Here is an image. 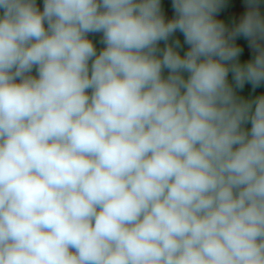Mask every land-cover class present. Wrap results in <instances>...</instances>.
<instances>
[{
	"label": "clouds",
	"instance_id": "1",
	"mask_svg": "<svg viewBox=\"0 0 264 264\" xmlns=\"http://www.w3.org/2000/svg\"><path fill=\"white\" fill-rule=\"evenodd\" d=\"M261 3L0 0V264H264Z\"/></svg>",
	"mask_w": 264,
	"mask_h": 264
},
{
	"label": "rangeland",
	"instance_id": "2",
	"mask_svg": "<svg viewBox=\"0 0 264 264\" xmlns=\"http://www.w3.org/2000/svg\"><path fill=\"white\" fill-rule=\"evenodd\" d=\"M37 7L42 11L43 10V0H36ZM232 6V14L233 18L226 19L223 22L225 23L226 27L231 29L236 22L239 21L243 13L246 11L245 0H224V7ZM261 12L264 14V0L261 3ZM236 43L243 48V52L240 56V61L245 62L251 58V50L248 47L247 41L240 37L236 40ZM32 75H36L35 69H33ZM228 81L230 84L233 85L236 95L243 100L252 101L259 95H264V84L260 87L253 90L252 85L250 83H245V86L242 89L235 88L234 81L232 79V73L229 72ZM245 127L250 128V123L245 125Z\"/></svg>",
	"mask_w": 264,
	"mask_h": 264
},
{
	"label": "trees",
	"instance_id": "3",
	"mask_svg": "<svg viewBox=\"0 0 264 264\" xmlns=\"http://www.w3.org/2000/svg\"><path fill=\"white\" fill-rule=\"evenodd\" d=\"M232 6H227V7H223L221 9V11L218 13L217 15V19L219 20H226L228 19H232L233 18V14L232 12ZM161 10H162V14L165 16V19H171L174 16V10L172 8V0H161ZM0 15H2V11H0ZM89 38L93 41V43L96 46L97 49V54H99V51L103 49L104 45L102 43H100L101 39H102V33H95V34H89ZM176 39H179L181 42V47L176 49L179 54L181 56L184 55V53L188 50V45L184 43V37L181 33L177 32L173 35V37L170 38L169 40V44H173L174 41ZM165 47V42L161 41L159 43V48L163 49ZM89 65H91V61L89 62ZM162 75L164 77H167L168 75V70L165 69L162 73ZM185 78L187 77V73H184Z\"/></svg>",
	"mask_w": 264,
	"mask_h": 264
}]
</instances>
